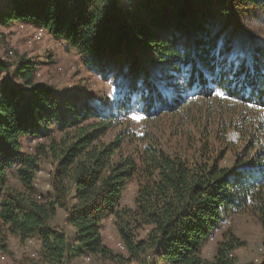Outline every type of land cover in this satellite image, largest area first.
<instances>
[{
	"label": "trees",
	"instance_id": "trees-1",
	"mask_svg": "<svg viewBox=\"0 0 264 264\" xmlns=\"http://www.w3.org/2000/svg\"><path fill=\"white\" fill-rule=\"evenodd\" d=\"M0 3V25L44 27L115 90L105 100L57 89L36 80L39 61L0 59L1 253L10 236L35 237L30 264H74L82 254L115 264H236L244 242L229 230L211 258L201 249L225 217L249 212L263 254L247 264H264V0ZM193 112L205 123L189 148L170 151L144 129ZM235 144L233 163L220 165ZM47 159L41 194L35 179ZM132 180L133 205H120ZM59 210L70 235L53 223ZM108 217L124 252L103 240Z\"/></svg>",
	"mask_w": 264,
	"mask_h": 264
},
{
	"label": "rangeland",
	"instance_id": "rangeland-1",
	"mask_svg": "<svg viewBox=\"0 0 264 264\" xmlns=\"http://www.w3.org/2000/svg\"><path fill=\"white\" fill-rule=\"evenodd\" d=\"M120 1L126 3L130 0ZM19 22L4 26L0 25V59H9L12 62L19 55H25L26 57L39 61L35 74L37 81L51 83L57 89L61 90L74 92L75 90H84L97 99H111L115 93L111 83L99 77L94 70H89L84 66L79 55L73 48L63 41L59 42L58 39L46 33L44 27L43 35L40 38L32 39L33 35H35L34 28L36 25L30 21V23L23 21L26 22L25 27L19 28ZM145 53V50L140 51V57H144ZM142 60L147 64L146 59L142 58ZM150 69L155 70L151 67ZM158 72L160 71L155 70V73ZM196 113L193 112L185 118L182 115L177 118V116L171 114L148 123L149 125L144 129L153 131L159 135L164 147L170 151H176L182 147L189 148L192 144V138L195 141L198 140V134L203 131V125L205 123L204 118L199 116L198 113L196 116ZM211 120L217 121L216 118ZM134 122L136 123V121H132L133 124ZM140 124H134L136 131L143 129L141 126L143 124ZM118 129L119 126L115 127L108 132L105 138L112 137L113 133ZM213 130L214 128H211L210 131ZM195 145H198V142ZM235 145L236 147L231 146L227 150L223 158L219 161L220 165L230 166L233 163V152L240 144ZM51 168L52 163L48 159L44 160L40 165L35 179V186L41 194H46L49 191L48 174ZM136 188L137 184L135 180L130 181L125 186L121 195L120 205H133ZM64 217L59 213L55 221L56 224L57 221L61 223ZM226 230L231 231L244 242L241 247L234 251L236 264L258 263L261 261L263 254V233L257 219L249 212H235L225 217L219 228L209 236V239L202 247L201 253L204 257H212L217 240L220 238L221 233ZM102 237L104 242L114 251L124 252L112 218L110 219L108 217L104 220ZM29 239L26 243H20L16 237L10 236L8 239L9 252H0V264H30L32 261L31 258L36 257L38 248L36 242L33 241L32 243V239L34 238ZM84 255L86 254H82L79 257L80 260ZM92 256L90 258L91 264H115L109 261H99ZM79 261L76 260L75 264H78ZM132 263L135 264L134 261Z\"/></svg>",
	"mask_w": 264,
	"mask_h": 264
},
{
	"label": "crops",
	"instance_id": "crops-1",
	"mask_svg": "<svg viewBox=\"0 0 264 264\" xmlns=\"http://www.w3.org/2000/svg\"><path fill=\"white\" fill-rule=\"evenodd\" d=\"M18 21H19V20H14V21H11V22L7 23L6 25H10V24H12V23L14 24V23H17ZM27 22H29V21H27ZM30 22H32V21H30ZM30 22H29V23H30ZM33 24L36 25V23H34V22H33ZM35 25H34V26H35ZM59 213H60L63 217L65 216V214L63 213V211H60V210H59V211L57 212L55 218L53 219V223H54V224H56L55 221H56V218H58V214H59ZM64 218H65V217H64ZM109 218L111 219V217H109ZM56 225H59L58 227H60V228H62L63 230H65L69 235H70V234L72 233V231H73V228H72L70 225L66 224L65 220H63L61 223H60L59 221H57V224H56ZM33 238H34V239L31 238V239H32V243H33V241L36 242V243H37V248H39V246H40V241H39V239H38V238H35V237H33ZM29 240H30V239H29ZM29 240H27V241H29ZM27 241H26V242H27ZM26 242H24V243H26ZM27 245H28V243H27ZM27 245H26V246H27ZM84 256H85V255H84ZM84 256H83V257H84ZM83 257H82V258H83ZM90 257H91V255H90ZM92 257H93V256H92ZM76 260L79 261L80 258L78 257ZM76 260H75V261H76ZM81 260H82V259H81ZM81 260H80V261H81ZM80 261H79V262H80ZM79 262H78V263H79ZM74 264H75V263H74Z\"/></svg>",
	"mask_w": 264,
	"mask_h": 264
},
{
	"label": "bare ground",
	"instance_id": "bare-ground-1",
	"mask_svg": "<svg viewBox=\"0 0 264 264\" xmlns=\"http://www.w3.org/2000/svg\"><path fill=\"white\" fill-rule=\"evenodd\" d=\"M19 23H20L19 28H24L26 25L24 22H19ZM34 31H35V35H33L32 39L40 38V36H42L44 33V28L42 26H36L34 28ZM90 258H91L90 255H85L78 264H91Z\"/></svg>",
	"mask_w": 264,
	"mask_h": 264
}]
</instances>
